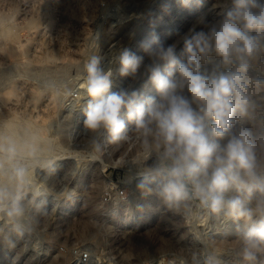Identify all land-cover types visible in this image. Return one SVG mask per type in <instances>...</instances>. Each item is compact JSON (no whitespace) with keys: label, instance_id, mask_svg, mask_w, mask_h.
<instances>
[{"label":"clouds","instance_id":"9594fccd","mask_svg":"<svg viewBox=\"0 0 264 264\" xmlns=\"http://www.w3.org/2000/svg\"><path fill=\"white\" fill-rule=\"evenodd\" d=\"M215 5L212 19L201 14L172 43L155 33L140 42L143 55L125 46L91 55L79 88L38 80L40 98L68 110L46 136L27 114L0 110V248H41L48 197H76L52 181L63 160L54 138L68 134L80 110L87 149L80 159L123 153V182L195 228L200 247L185 264H264V0ZM0 73L8 74L3 63ZM118 78L130 83L112 90ZM109 234L93 230L88 239Z\"/></svg>","mask_w":264,"mask_h":264},{"label":"rangeland","instance_id":"374dc122","mask_svg":"<svg viewBox=\"0 0 264 264\" xmlns=\"http://www.w3.org/2000/svg\"><path fill=\"white\" fill-rule=\"evenodd\" d=\"M76 2L0 0V17L7 27L0 30V63L8 69V74L0 73V110L15 119L27 114V122L45 136L49 124L63 119L68 110L61 111L54 97L41 99L38 80L57 78L79 88L91 55L107 56L113 46L143 55L140 42L153 33L172 43L201 14L212 19L219 11L217 0H203L200 6L190 0L187 7L181 0H91L89 7H75ZM129 83L118 78L112 90ZM83 119L76 110L68 121V134L54 138L63 160L52 183L57 191L67 184L76 197L50 195L51 214L43 221L46 242L27 252L20 247L0 248V264H185L186 257L200 247L193 239L195 228L165 213L155 197H142L135 182H123L124 170L117 168L123 153L114 151L109 160H81L87 154ZM101 229L110 234L89 241L88 233Z\"/></svg>","mask_w":264,"mask_h":264},{"label":"bare ground","instance_id":"6f19581e","mask_svg":"<svg viewBox=\"0 0 264 264\" xmlns=\"http://www.w3.org/2000/svg\"><path fill=\"white\" fill-rule=\"evenodd\" d=\"M89 1H91V0H77V2L75 3V7H89L88 5H89ZM43 4V3H42ZM91 5V4H90ZM83 10V9H82ZM87 12V11H86ZM73 14H75V13H73ZM75 17V16H74ZM8 18V17H7ZM84 18V17H83ZM9 24V23H8ZM8 26V25H7ZM10 27V26H9ZM16 28V27H15ZM20 28V27H19ZM7 29V27H6V19H4V18H2V17H0V30L2 31V30H6ZM17 30V29H16ZM19 30V29H18ZM0 31V32H1ZM16 32H18L19 33V31H15V33ZM14 32H13V34H15ZM21 33V32H20ZM70 34V33H69ZM81 34V33H80ZM17 37V36H16ZM62 38V37H61ZM75 38V37H74ZM65 42V41H64ZM71 42V41H70ZM73 42V41H72ZM50 45V44H49ZM13 104V103H12ZM11 104V105H12Z\"/></svg>","mask_w":264,"mask_h":264},{"label":"built area","instance_id":"2783aa9c","mask_svg":"<svg viewBox=\"0 0 264 264\" xmlns=\"http://www.w3.org/2000/svg\"><path fill=\"white\" fill-rule=\"evenodd\" d=\"M88 257H89V253L85 252L82 255V260L86 261Z\"/></svg>","mask_w":264,"mask_h":264}]
</instances>
